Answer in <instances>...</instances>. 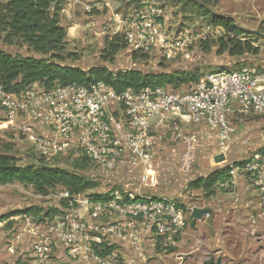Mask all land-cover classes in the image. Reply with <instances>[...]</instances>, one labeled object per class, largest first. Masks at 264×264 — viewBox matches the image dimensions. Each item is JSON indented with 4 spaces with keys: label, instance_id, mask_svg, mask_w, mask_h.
<instances>
[{
    "label": "built area",
    "instance_id": "1",
    "mask_svg": "<svg viewBox=\"0 0 264 264\" xmlns=\"http://www.w3.org/2000/svg\"><path fill=\"white\" fill-rule=\"evenodd\" d=\"M158 13L157 8L147 6L135 11L132 18L114 20L125 43L123 51L130 57L133 52L153 49L162 51L167 59L176 54L173 41L155 20ZM245 114L263 121L260 148L246 159L228 164L227 177L217 186L233 194L238 179L248 177L258 190L264 220V69L245 66L211 71L184 91L148 86L117 93L102 81L88 86H45L36 81L12 92L0 81V124L23 136L38 158L49 165L68 169L71 163L84 160L91 166L94 176L88 178L93 181L125 170L143 168L147 172L154 142L168 124L172 127L168 138L189 148L197 135L182 133L180 126L208 127L225 153L235 132L231 119ZM60 188L56 213L11 217L23 221L17 227L18 236L27 237L34 264H47L52 258H67L76 264L124 263L113 249L101 253L104 246L112 244L145 260L144 239L153 237L163 246L175 245L197 207L117 188L78 194Z\"/></svg>",
    "mask_w": 264,
    "mask_h": 264
},
{
    "label": "rangeland",
    "instance_id": "2",
    "mask_svg": "<svg viewBox=\"0 0 264 264\" xmlns=\"http://www.w3.org/2000/svg\"><path fill=\"white\" fill-rule=\"evenodd\" d=\"M4 2L0 0V4ZM85 5L89 6V11L84 10ZM147 6L159 10L155 20L162 24L173 41L176 54L167 59L162 51L153 49L147 53L146 59L134 60L126 51L119 50L113 60L104 61L101 50L107 40L118 34L120 46L123 44L122 34L114 27V20L132 18L135 11ZM209 8L218 15L231 17L234 24L245 31L241 42H250L256 52L230 55L228 49L221 51L220 44L226 42L224 30L207 24L201 17L186 10L178 0H143L140 3L129 0H64L59 19L66 29L67 51L75 57V60L66 59L64 63L81 69L102 66L113 72L122 69L156 73L197 72L199 79L205 73L219 69L235 70L245 66L264 69V0H213ZM0 50L11 55L40 56L21 41L8 44L1 29ZM193 85L183 84L176 89L167 85L166 88L184 91ZM231 122L235 132L225 153L218 147L215 132L208 127L180 126L182 133L197 135L194 146L189 148L179 140L168 138L172 130L168 124L161 129L159 139L154 142V154L147 165V172L138 168L134 172L125 170L108 177L100 176L95 179L97 186L93 190L102 192L117 188L151 197H165L177 201L182 207L206 204L209 197L202 190L190 187L189 182L217 168L246 159L261 145L263 121L259 117L238 115ZM0 151L14 155L19 164L38 159L25 138L3 124H0ZM84 169L86 177L94 176L90 165L86 164ZM216 190L218 197L214 206L218 207L219 202L223 209L215 211L212 208V214L200 220L189 218L175 245L163 246L153 237L144 239L146 258L139 260L130 250L112 244L119 260L124 262L122 264H264L261 209L248 214L237 203L234 194L219 187ZM60 191V186H56L41 195L32 186L19 182L0 185V216L6 215L0 222V264H34L27 237L18 236L17 227L23 225V221L11 217L20 214L16 211L30 207L36 208L35 212H30L35 217L42 213H56ZM47 264L76 263L67 258H52Z\"/></svg>",
    "mask_w": 264,
    "mask_h": 264
},
{
    "label": "trees",
    "instance_id": "3",
    "mask_svg": "<svg viewBox=\"0 0 264 264\" xmlns=\"http://www.w3.org/2000/svg\"><path fill=\"white\" fill-rule=\"evenodd\" d=\"M64 0H5L0 4V29L5 32L8 44L21 41L39 57L11 55L0 50V81L8 91H19L33 82H41L45 86L52 84L68 85L78 83L90 85L95 82L110 84L119 93L126 88L139 90L144 87L171 85L176 89L183 84L198 82L197 72H143L137 69H122L115 72L106 67L94 66L81 69L65 64L66 59L75 60L71 51H67L66 29L60 23L59 11ZM140 3L143 0H129ZM186 10L201 17L207 24L221 27L226 35L221 51L227 50L230 55H242L256 52L250 42L240 40L245 31L234 24L228 16L212 12L209 5L213 0H178ZM123 38V37H122ZM120 46L119 35L115 34L104 44L101 58L104 61L113 60L119 50L125 48L124 40ZM147 53L133 52L131 59H146ZM86 162L75 161L70 168L49 165L38 158L32 162L18 163V159L8 151H0V185L13 182L30 185L36 193L45 195L49 189L63 187L69 193L78 194L94 189L97 183L86 177L80 170ZM229 167L217 168L204 177L190 181L189 186L201 189L208 197L212 196L217 184L227 177ZM50 210V209H49ZM30 207L16 213L35 212ZM32 214V213H31ZM6 215L0 216V222ZM194 221V219L190 218ZM114 247L104 246L103 255Z\"/></svg>",
    "mask_w": 264,
    "mask_h": 264
},
{
    "label": "crops",
    "instance_id": "4",
    "mask_svg": "<svg viewBox=\"0 0 264 264\" xmlns=\"http://www.w3.org/2000/svg\"><path fill=\"white\" fill-rule=\"evenodd\" d=\"M233 194L232 195L238 201L237 203L243 209H245V211L248 214H251V212L253 213L254 211L256 212L258 210L260 211L259 205H258V199H259L258 190L254 189L250 185V181H249L248 177H242V178L238 179V181L234 187V193ZM217 197H218V193H217V190H215L214 194L209 197L208 203L202 204L201 206H197V207H208V208H210L211 213H209V214H212L213 210H215V211L222 210L223 208H221V205H219V202H218V207L214 206L215 205V198H217ZM212 208H213V210H212ZM259 215H260V212H259ZM248 223H249V221H248Z\"/></svg>",
    "mask_w": 264,
    "mask_h": 264
},
{
    "label": "water",
    "instance_id": "5",
    "mask_svg": "<svg viewBox=\"0 0 264 264\" xmlns=\"http://www.w3.org/2000/svg\"><path fill=\"white\" fill-rule=\"evenodd\" d=\"M211 213V209L208 207H194L190 213L192 219L200 220L203 216Z\"/></svg>",
    "mask_w": 264,
    "mask_h": 264
}]
</instances>
